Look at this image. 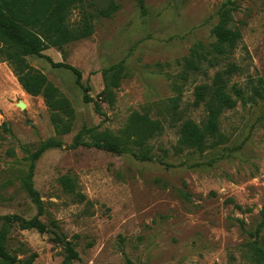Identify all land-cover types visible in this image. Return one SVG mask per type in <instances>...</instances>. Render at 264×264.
<instances>
[{
    "label": "rangeland",
    "instance_id": "rangeland-1",
    "mask_svg": "<svg viewBox=\"0 0 264 264\" xmlns=\"http://www.w3.org/2000/svg\"><path fill=\"white\" fill-rule=\"evenodd\" d=\"M225 8L240 35L235 48L215 66L205 62L204 73L188 68L196 48L214 55L212 28ZM83 19L88 37L26 57L71 105L59 126L0 55V216L38 214L23 187L29 156L44 141L61 144L35 160L31 179L47 231L8 227L14 264L33 253L31 264H264V226L256 233L264 208V0H80L68 24ZM51 62L79 70L93 101H84L70 69ZM116 68L118 85L106 87ZM225 71L233 107L219 115L218 136L203 152L182 147V122L201 127L207 118L196 87ZM134 114L158 126L141 146ZM83 128L92 132L73 148ZM105 139L126 150L92 145ZM141 152L150 160L133 156Z\"/></svg>",
    "mask_w": 264,
    "mask_h": 264
},
{
    "label": "trees",
    "instance_id": "trees-1",
    "mask_svg": "<svg viewBox=\"0 0 264 264\" xmlns=\"http://www.w3.org/2000/svg\"><path fill=\"white\" fill-rule=\"evenodd\" d=\"M78 2L80 0H0V55L5 56L17 77L18 83L26 93L43 97L46 105L52 111L51 119L56 126L62 124V116H70L72 113L71 105L59 94L56 88L47 82L46 77L41 72L28 63L26 57L30 55L42 56L41 52L48 46L61 48L64 44L88 37L91 34V25L85 19L82 20V25L78 27H71L68 24L70 9ZM229 11L228 8L223 9L219 13V22L212 28V33L216 39L212 44L214 55L208 58L205 51L198 47L191 52V57L185 60L188 68L204 73L205 69L202 68L205 62L210 67L215 66L218 56L227 55L235 48L240 35L237 31L228 27L231 19ZM105 13L108 14V12ZM51 64L53 67L70 69L76 75L77 83L82 87L84 101H93L88 94L90 86L88 84L82 86L80 83L81 73L79 70L63 63L51 62ZM118 73V68L113 70L106 87L107 84L110 86L118 85ZM223 74L229 75L227 71L217 72L210 85L202 84L196 87V101L198 104H204L207 118L201 127L191 121L182 122L178 129V143L182 147L203 152L211 144L210 141L218 136L219 115L224 109L233 107V101L230 99L229 94L225 92ZM94 109L99 113L97 103H95ZM131 125L135 129L133 132L134 142L140 146L144 145L145 139L158 129L156 123L149 121L146 116L137 114H134ZM91 132L92 129L83 128L75 136L71 146L75 148L82 144L83 134ZM60 145V142L55 140L44 141L29 156V172L23 181V187L39 205L38 214L30 219L12 214L0 216V221L3 222L0 229V258L5 262L15 263L14 257L7 252L4 246L9 226L17 224L21 230H36L39 233L47 231L46 225L39 219L42 207L38 192L34 189L31 179L35 160L46 149ZM92 145L114 153H122L126 150V148H121L120 142L112 139H105L101 143L97 141ZM133 156L142 161L150 160V156L146 152L134 153ZM62 182L64 188L72 189V183L68 178H63ZM263 226L264 208L261 211V221L256 233H259ZM76 256L77 254L70 250V257L75 258ZM35 257L36 254L33 253L21 264H31ZM260 257L264 262V252L260 254Z\"/></svg>",
    "mask_w": 264,
    "mask_h": 264
},
{
    "label": "water",
    "instance_id": "water-1",
    "mask_svg": "<svg viewBox=\"0 0 264 264\" xmlns=\"http://www.w3.org/2000/svg\"><path fill=\"white\" fill-rule=\"evenodd\" d=\"M18 264V263H17Z\"/></svg>",
    "mask_w": 264,
    "mask_h": 264
}]
</instances>
